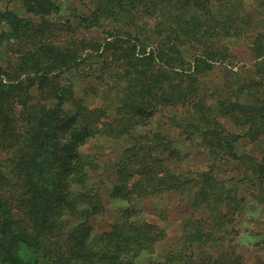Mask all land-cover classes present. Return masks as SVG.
I'll list each match as a JSON object with an SVG mask.
<instances>
[{
    "label": "rangeland",
    "instance_id": "374dc122",
    "mask_svg": "<svg viewBox=\"0 0 264 264\" xmlns=\"http://www.w3.org/2000/svg\"><path fill=\"white\" fill-rule=\"evenodd\" d=\"M53 1L59 14L52 13L43 22L28 11L26 0H0V110L33 116L38 107L49 106L52 111L60 102L61 89L66 99L54 116L62 129L58 126L52 132L44 149L38 150L36 144L21 147L19 138L16 145L8 144L9 132L0 126L4 131L0 137L8 139L0 140V201L13 202L16 209L34 198L37 210L50 217L42 224H51L43 227L45 234H53L54 241L67 238L68 243L78 237L93 252L109 238L148 240L144 244L149 249L141 251L134 264H156L167 258L177 264H182L180 258L187 264H264V187L242 180L247 170L244 157L259 159L264 143L243 124L247 111L236 109L254 105L257 94H264V60L254 59L249 49L252 39L231 37L216 45L215 52L223 54L218 60L202 63L195 61L197 47L171 38L181 52L175 57L181 68L176 71L196 65L193 86L200 89L204 104L198 107L202 111L198 117L209 113L205 108L209 105L215 109L211 118L239 135L235 157L224 153L221 160L209 155L197 133L183 132L173 120L188 106L180 103L181 96L176 105L160 104L155 113L152 81L143 87V101L149 103L140 107L139 86L124 78L133 45L135 53L150 51L158 40L156 26L171 23L169 16L163 23L153 15L150 29H143L138 27L141 17H147L142 1ZM243 6L252 23L264 20V0H243ZM95 11L94 25L81 20L92 18ZM38 59L49 62L45 65L49 76ZM162 72L160 77L167 74ZM178 76L169 75L175 83L182 80L184 89L190 85ZM89 111L92 135L79 152L69 155L74 130ZM15 126L20 132V121ZM55 154L61 156L60 163L68 160L70 169L54 164ZM19 159V164L29 162L28 168L12 169ZM192 200L199 207H192ZM209 202L222 214L204 209ZM23 205L22 209L29 207ZM64 208L67 212L62 213ZM83 225L88 231L77 233ZM192 227L204 240L196 256L192 249L199 244L187 234ZM20 255L22 264L33 263L36 257L25 247Z\"/></svg>",
    "mask_w": 264,
    "mask_h": 264
},
{
    "label": "trees",
    "instance_id": "16d2710c",
    "mask_svg": "<svg viewBox=\"0 0 264 264\" xmlns=\"http://www.w3.org/2000/svg\"><path fill=\"white\" fill-rule=\"evenodd\" d=\"M141 1L144 3L143 10H145L142 13L143 15L147 14L145 15L147 17H141L142 22L139 23V28L150 29L149 19L155 18L153 15H159V20L163 21V23L168 16L172 21L166 25L159 24L156 26L158 35L155 37L158 40L153 42L155 44L151 46L150 51H146L144 48L139 50L140 53H135L137 45H133L131 56H128L130 64H127L128 68L124 67V78L128 80L129 84L132 83V85L139 86V97L142 100L139 106L141 107L144 102L149 103L148 100L143 101V87L151 81L152 83L155 81L153 84H149L155 85L156 88L155 90L153 88L154 103L151 106L153 112H158L159 105L163 103L169 106L176 105L174 104L175 99L181 96L180 103H187L188 106L183 107V112L173 118L178 123V127L190 135L197 133L201 138L202 145L209 151L211 157H219L222 160L224 153L227 156L235 157L233 148L239 139V135L227 132L224 126L211 118L210 114L215 109L210 108L211 106L209 105L205 107L209 113L204 116L200 114L198 117V113H202L201 110H198V107L202 108L204 104L199 99L200 89L193 86L195 81L192 77L196 65L193 68L190 66L187 71H176L181 68L176 63L177 58L175 57L181 52L176 44L173 45L172 39L174 38L178 43L188 47H197L195 61L205 63L208 60H218V57L223 55L222 52H215L217 44L225 43L231 37L241 38L247 35L252 39L249 49L254 53V59L258 62L259 60H264V20L262 22L257 20L254 23L249 21L243 6V0H138L140 3ZM26 7H28L30 13H33L32 15H38L43 22H46V18L52 13L59 14V8L53 0H26ZM95 15L96 18L94 17ZM97 19L98 15L95 11L92 18L88 19V17L82 16L81 20L89 21V24L94 25V23H97ZM12 20H18L17 16H12ZM164 39L166 40L163 41ZM213 39H215V45L210 50V43ZM38 63H40V67H42L41 69L46 76H49V68L45 67L49 62L38 59ZM60 70L61 67L58 66L56 71ZM166 70L170 71V73ZM162 71L167 74L164 73L165 76L160 77L163 73ZM173 74L185 78L190 85L185 86L184 89L182 88V80L179 79L176 83L171 81L174 77H169V75ZM262 91L264 92V89ZM262 91H259V93H263ZM60 93L61 95L58 96L60 102L57 103L56 107L52 106V111L50 110L51 107L42 106L36 108L37 111L33 116H26L20 112L11 114L6 110H0V126L9 132V140L6 139L7 136L5 138L0 137V140L4 138L9 141L8 144L16 145L14 143L19 138L21 147L28 148L36 144L38 150L44 149L48 137H53L52 132L58 126L62 129V122L57 121V124H55L54 117L59 111L61 112L63 103L66 101L63 98L64 89H61ZM257 95L254 105H239L236 109L247 111L244 117L242 116L243 124H247L249 133L255 135V139L259 140L258 142L264 143V94ZM90 114L91 111H89L88 118L84 119V122L77 125V129L74 130V138L72 139L74 146H71L70 149L68 148L69 155L73 152H79L87 138L92 135L88 131L90 129ZM19 121L21 131L16 133L15 125ZM65 131V129L62 130V132ZM2 134H4L3 128L0 131V136ZM244 158L243 163L247 170L242 180L246 181L250 186L257 184L264 187V150L259 159L248 156ZM60 159L61 156L55 154L54 164L61 166L62 170L64 166L70 169L67 163L68 160L60 163ZM20 160L12 163V169L19 168L22 171L24 168H28L27 164L29 162L23 160L19 164ZM69 169H67L66 173ZM60 186H63V183L60 182ZM186 190L188 188L184 192ZM237 195L236 190L234 198H238ZM58 196L55 200L61 197L60 194ZM4 202L0 201V264H22L20 255L22 247L32 250L33 254L36 255L33 263L30 264H134L135 258L140 252L149 249L144 244L149 243L148 240L145 241L142 238L126 239L121 237L119 238L120 241L111 238H109L111 240L105 239V241L103 240L99 243L97 252H93L94 249L84 241L79 243L78 237L76 242L71 243H68L67 238L62 241H58V239L54 241L55 237H53V234H45L43 231V227H51V224L42 225L44 222H49L50 217L46 213L39 211V209L37 210L38 203H34V198L31 202H26L29 204L27 209H22L23 204H26L24 202L19 207H16L17 210L12 206L11 203L13 202L9 204ZM196 205L197 202L192 200L191 206L195 207ZM204 209H211L219 215L222 214L221 209L212 205L211 202L205 205ZM87 210H85L86 213L88 212ZM65 212H67L66 208L62 210V213ZM208 226L209 223L205 225V227ZM199 228L201 229V227ZM87 231L88 228L85 225L80 226L76 230L77 233ZM198 232L199 230L195 227H192V231L187 230L192 243L197 242L199 244V246L192 249V253L197 252L195 256L200 254L198 253L199 247L204 245L202 244L204 242L203 236L198 238ZM62 236L60 235L59 237ZM154 237L152 235L150 240H153ZM148 238L149 236H146V239ZM73 239L70 241H73ZM114 245L117 246L112 248ZM180 262L182 264L188 263L183 261L182 258H180ZM156 264L177 263L175 260L167 258L165 261Z\"/></svg>",
    "mask_w": 264,
    "mask_h": 264
}]
</instances>
